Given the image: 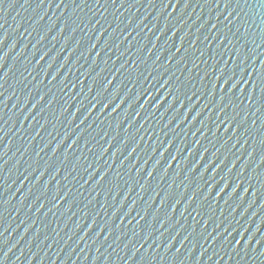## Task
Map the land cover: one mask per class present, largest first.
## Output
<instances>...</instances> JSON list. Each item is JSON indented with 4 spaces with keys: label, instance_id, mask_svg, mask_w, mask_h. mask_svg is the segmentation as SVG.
Here are the masks:
<instances>
[{
    "label": "water",
    "instance_id": "obj_1",
    "mask_svg": "<svg viewBox=\"0 0 264 264\" xmlns=\"http://www.w3.org/2000/svg\"><path fill=\"white\" fill-rule=\"evenodd\" d=\"M183 2L0 0V264H264V107L209 102L264 71V0Z\"/></svg>",
    "mask_w": 264,
    "mask_h": 264
},
{
    "label": "snow or ice",
    "instance_id": "obj_2",
    "mask_svg": "<svg viewBox=\"0 0 264 264\" xmlns=\"http://www.w3.org/2000/svg\"><path fill=\"white\" fill-rule=\"evenodd\" d=\"M44 0H41V4H43ZM122 4H123V0H121ZM139 2V0H138ZM191 0H184L183 2V7L186 9L189 4H190ZM215 2V7H220L221 6V2L223 3V7L225 9H227L233 2V0H205V4H213ZM60 4L64 3V0H59ZM96 3L99 4L100 0H96ZM113 3H115V0H113ZM157 0H149V4L153 5L156 4ZM160 5L162 6V10H167V8L169 7V5H172L173 10H175L176 7L180 6L181 4V0H175V3L173 4V0H159ZM237 5H239V0H236ZM59 7V4L57 5ZM232 13H228V16H231ZM217 20H219V17L216 18ZM228 17H225V20H227ZM216 24L212 25V29L216 28ZM231 27V23L225 25V28H230ZM61 31H63V29H61ZM237 31H239V29H237ZM175 34V33H174ZM207 39V37L205 38ZM228 39L227 35L225 34L223 39L220 40V43L223 44L224 40ZM0 43H2V41H0ZM183 46V38H181V47ZM189 47L194 48L195 44H191ZM210 47V45H209ZM180 48L176 49V52H179ZM186 52L188 51V49L185 50ZM2 59V58H0ZM43 59V57L41 58ZM236 59H240L239 55H237ZM95 62V61H94ZM66 63V62H65ZM247 64V58L241 60L240 64L237 65H233L231 69H228L227 65L220 67L219 69V74L215 75L214 80L215 83L212 84V91L209 93V97L211 98L209 100V102H211V100L215 97V93H216V88L217 85H219L220 88V92L221 95L219 96V101H216V108L214 109L215 111H217L218 117L219 116H224V113L226 112V108L224 107L225 105V100L227 99L229 102V106L231 105V99L232 97L235 95V97L237 99H239L240 96L243 95L244 93V89H245V85H248V82L252 83V88L249 92V95L247 97L249 105L250 106H255L252 104L253 99L256 100V104L260 103V108H255L256 112H260L261 108L264 107V71H256V80L253 81L252 77H253V73L248 71V68L245 66ZM252 64H255V60L252 61ZM261 65L264 66V61H261ZM195 66V65H194ZM121 67L123 68L124 66L121 65ZM237 68H239V71H237ZM245 73H248L247 75V79H245ZM56 77H53V80H55ZM115 79V77H113V80ZM147 79V78H145ZM257 79L259 80V83H257ZM3 80V77H0V81ZM222 81V82H221ZM155 81H153L154 83ZM112 81H109V84H111ZM168 84V81L166 80L164 82L163 85H161V88H164L166 85ZM3 85L0 84V87H2ZM151 85H149L150 87ZM95 87V84L91 85L89 88V92L91 93L92 88ZM142 91L138 92L135 96V99L133 101V103H139L141 98L144 95H148V89L147 88H143V85L141 86ZM257 89H259V92H257ZM107 88L104 89L105 92H107ZM171 91V89H169V92ZM129 92H131V90H129ZM0 95H3L2 92H0ZM103 95V93H101V96ZM196 93L193 92L191 96L188 97L189 101L192 99V96H195ZM119 96V89H117V93L113 95L111 100H108L107 102H105V100L101 99L100 96H96L93 97V99L98 103V104H102L103 108H102V112L104 109H107L109 104L115 103L117 97ZM257 97H259V100L257 99ZM128 96H125L123 100L120 101L119 104H116V107H114L112 109V113L111 114H115V112L128 100ZM243 102V101H241ZM161 103H163L161 101ZM173 103L175 104L176 101L174 100ZM131 104H129V108H131ZM147 106V100H145L144 104H141V110H143L145 107ZM160 105H156V107H159ZM96 105H93V108H95ZM171 107V106H170ZM184 105L181 104V108H183ZM194 107V106H193ZM205 107H207V105H205ZM81 109L78 107L76 109L77 112H79ZM188 111V109H187ZM192 111V108H191ZM191 113V112H188ZM110 114V115H111ZM88 115H91V110L88 111ZM201 113L197 112L196 116L193 118V120H196L198 116H200ZM85 119H87V116H85ZM184 119H187V116H185ZM184 119H182L180 121V123H184ZM247 120V115H245L243 117V119L240 121V124H243L245 121ZM221 123H223L225 125V132L228 131V128H231L233 126V124L236 122V117L235 116H224L223 121H220ZM240 125H237V128ZM255 125H253L254 127ZM219 130V128H218ZM233 134H235V130L233 132ZM213 135H215V133H213ZM61 143H63V141H61ZM124 143H127V141H124ZM171 145H169L170 147ZM106 151V150H105ZM117 151H119V149H117ZM133 152L135 151V149L132 150ZM165 151H167V148L165 149ZM6 152V150H5ZM3 154H5L4 152H0V157L3 156ZM115 155V154H114ZM163 155V153L161 154ZM173 159H175V157H173ZM159 163V162H158ZM261 163H264V158L261 159ZM169 168L171 167V165L169 164L168 166ZM211 167V165H209V168ZM233 167H235V165H233ZM155 171V169H153V172ZM193 171H195V169H193ZM208 171V168L205 169V172ZM153 172H149L148 175L151 176L153 174ZM93 175H95V173H93ZM107 176V172H104L103 174L100 175V179L99 181H97V183H100L101 181L104 180V178ZM213 176H215V172H213ZM92 177L90 176L89 179H91ZM226 185L221 187L219 192L217 193V196L221 195V193H223L226 189ZM238 187V185H237ZM234 195L236 194V189H233ZM210 194H211V189H210ZM207 198V197H205ZM231 198V197H230ZM165 200L168 199V197L166 196L164 198ZM7 202H5L6 204ZM4 205H0V207H3ZM227 231V230H226ZM210 235V234H209ZM221 236H223V233H220V235H218L215 239L219 240L221 238ZM243 239V237H241V240ZM205 240H207V237H205ZM241 240H237L235 242L236 245H239L241 243ZM215 242V240L213 241ZM250 243V241H249ZM230 244V239H224L223 241V245H229ZM222 245V246H223ZM247 246L245 245V248ZM232 251L235 252L236 251V247L233 246L232 247ZM261 255H264V252L261 253Z\"/></svg>",
    "mask_w": 264,
    "mask_h": 264
}]
</instances>
